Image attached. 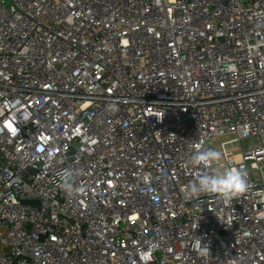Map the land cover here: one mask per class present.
I'll use <instances>...</instances> for the list:
<instances>
[{"label": "built area", "instance_id": "obj_1", "mask_svg": "<svg viewBox=\"0 0 264 264\" xmlns=\"http://www.w3.org/2000/svg\"><path fill=\"white\" fill-rule=\"evenodd\" d=\"M0 264H264V0H0Z\"/></svg>", "mask_w": 264, "mask_h": 264}, {"label": "clouds", "instance_id": "obj_2", "mask_svg": "<svg viewBox=\"0 0 264 264\" xmlns=\"http://www.w3.org/2000/svg\"><path fill=\"white\" fill-rule=\"evenodd\" d=\"M223 158V153L215 148L194 151L188 160V165L193 168L208 169L197 173L195 178L189 182L186 190L188 199H198L202 195H215L220 200L230 201L238 195L247 191L249 184L246 171L241 167H217ZM65 171L61 176V184L70 195L75 190L67 180Z\"/></svg>", "mask_w": 264, "mask_h": 264}, {"label": "rangeland", "instance_id": "obj_3", "mask_svg": "<svg viewBox=\"0 0 264 264\" xmlns=\"http://www.w3.org/2000/svg\"><path fill=\"white\" fill-rule=\"evenodd\" d=\"M260 144V140L258 137H254V136H251V137H248L246 139H244L242 142H241V145L243 147V149L245 151H248V150H251V149H254L256 148L257 146H259ZM212 145V148H215V149H218L219 151L221 150V148L224 146V145H228L229 147H233V143L229 142L228 140L226 139H220L218 141H213L211 143Z\"/></svg>", "mask_w": 264, "mask_h": 264}]
</instances>
